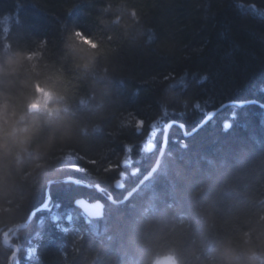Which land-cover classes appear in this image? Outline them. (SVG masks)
Here are the masks:
<instances>
[{"label":"trees","instance_id":"16d2710c","mask_svg":"<svg viewBox=\"0 0 264 264\" xmlns=\"http://www.w3.org/2000/svg\"><path fill=\"white\" fill-rule=\"evenodd\" d=\"M72 28L106 42L105 90L73 77V111L88 134L59 146L44 177L19 185L15 219H0V264L14 252L3 234L45 201L47 187L49 208L8 234L18 249L11 264H143L142 242L213 264L218 239L264 219V108L227 106L190 137L173 126L157 171L121 201L155 165L162 130L151 153L144 146L156 124L189 132L223 104L264 105V0H0V50H38L70 76L62 43ZM66 178L101 192L51 183ZM80 198L100 200L103 217L86 219ZM205 211L207 230L198 223Z\"/></svg>","mask_w":264,"mask_h":264},{"label":"clouds","instance_id":"9594fccd","mask_svg":"<svg viewBox=\"0 0 264 264\" xmlns=\"http://www.w3.org/2000/svg\"><path fill=\"white\" fill-rule=\"evenodd\" d=\"M129 14L135 15L132 10ZM121 21L120 15L112 19L113 24ZM62 48L72 76L55 68L38 50L20 46L0 50V219L5 223L17 215L19 185L44 177L59 146L88 134L73 111L74 79L89 82L97 91L105 90L102 80L106 74L100 63L107 53L103 39L72 28L64 35ZM101 107L98 104L93 112L98 114ZM91 130L98 131L99 125ZM212 221L213 214L205 211L198 223L207 230ZM158 223L171 227V221L163 217ZM140 248L143 264H186L177 245L154 248L142 242ZM211 256L213 264H264V219H254L245 228L222 236Z\"/></svg>","mask_w":264,"mask_h":264},{"label":"water","instance_id":"95a60500","mask_svg":"<svg viewBox=\"0 0 264 264\" xmlns=\"http://www.w3.org/2000/svg\"><path fill=\"white\" fill-rule=\"evenodd\" d=\"M255 103L258 104L261 108H264V105L259 104V103L255 102V101H246V102H239V103L232 102V103L223 104L222 106L218 107L217 109L210 111L205 116V118L193 130H191L189 132H186L185 131V127L181 123H178V122L173 121V120L170 121V122H168L163 127V135H162L161 148H160V151L158 153V156H157V159H156V162H155L154 167L147 174H145L142 177V179L137 184V186L134 187L129 192V194L125 196V198L121 202L127 200L129 198V196L132 195L157 170L158 165L160 163V160H161V158H162V156H163V154L165 152L166 146H167V140H168L169 131H170V129L173 126H176V127L180 128V130L183 132L184 137H190L195 132H197L198 129H200L206 123H208L215 115H217L223 109H225L227 106L243 107L245 105H251V104H255ZM152 148H153V145L151 143L148 144L147 151L148 152H151L152 151ZM59 182H63V183H73V184H77V185H80V186L85 187V188L96 189L97 191H100V188L98 186H91V185H88L85 182H82L80 180H76V179H73V178H66V179H63L61 181H55V182H51V183H59ZM116 185H117V187H120L121 182L119 181L118 183H116ZM110 200H111V198H110ZM49 202H50V198H49L48 187H47L45 201L38 208H36L35 210L32 211V213L30 214V216L28 217V219L25 222L19 224L18 226H14L13 228L7 230L3 234L2 239H3L4 246L5 247H8V248H13L14 246L12 244L7 243L5 241V236L8 235L9 233H12V235H14L15 232H17L19 230H22L25 227H27L28 224L33 219V217L35 216V214L37 212H39L40 210L44 209L49 204ZM75 206L81 210L82 215H84L85 217H87L90 220L101 219L103 217L104 206H103V204L100 201L89 202L88 200H85L83 198H80V199H78V200L75 201ZM17 255H18V251H17V249H15V251L13 252V254L9 258V263L8 264H11L12 261H13V259H16L17 258Z\"/></svg>","mask_w":264,"mask_h":264},{"label":"rangeland","instance_id":"374dc122","mask_svg":"<svg viewBox=\"0 0 264 264\" xmlns=\"http://www.w3.org/2000/svg\"><path fill=\"white\" fill-rule=\"evenodd\" d=\"M165 125V123H158V124H156L154 127H153V131L151 132V134L149 135V137L147 138V140H146V142H145V149H146V147H147V145L149 144V143H151L152 145H153V150L156 148V136H157V134L159 133V131H161L162 130V128H163V126ZM122 178H120V182L122 183ZM45 208H49V204L45 207ZM9 237H8V235H6L5 236V241L7 242V243H9Z\"/></svg>","mask_w":264,"mask_h":264},{"label":"bare ground","instance_id":"6f19581e","mask_svg":"<svg viewBox=\"0 0 264 264\" xmlns=\"http://www.w3.org/2000/svg\"><path fill=\"white\" fill-rule=\"evenodd\" d=\"M250 101H254V100H250ZM243 102H246V101H243ZM237 103H239V102H237ZM234 107H236V106H234ZM238 108H239V107H238ZM214 117H215V116H214ZM169 122H170V121H169ZM167 123H168V122H167ZM167 123H166V124H167ZM166 124H165V125H166ZM165 125H164V126H165ZM164 126H163V127H164ZM226 127H228V124H226ZM193 129H194V128H193ZM193 129H192V130H193ZM182 133H183V132H182ZM162 135H163V128H162ZM161 143H162V140H161ZM149 144H150V143H149ZM147 146H148V145H147ZM160 148H161V146H160ZM165 150H166V149H165ZM146 151H147V147H146ZM152 151H153V148H152ZM152 151H151V152H152ZM159 151H160V149H159ZM147 152H148V151H147ZM151 152H148V153H151ZM158 153H159V152H158ZM157 156H158V155H157ZM153 167H154V166H153ZM158 167H159V165H158ZM157 169H158V168H157ZM156 171H157V170H156ZM156 171H155V172H156ZM155 172H154V173H155ZM150 178H151V177H150ZM150 178H149V179H150ZM119 181H120V179H118V180L115 181V188H116V189H120V188L122 187V183H121L120 187H117L116 183H118ZM139 182H140V181H139ZM88 185H89V184H88ZM91 186H92V185H91ZM96 186H97V185H96ZM136 186H137V185H136ZM136 186H135V187H136ZM98 187H99V186H98ZM99 188H100V187H99ZM89 189H90V188H89ZM94 190H96V189H94ZM96 191H97V190H96ZM97 192H101V188H100V191H97ZM128 194H129V193H128ZM128 194H127V195H128ZM130 196H131V195H130ZM124 198H125V197H124ZM108 200H109L111 203H114V201L112 200V198H111V200H110V197H109ZM96 201H100V200H96ZM89 202H90V201H89ZM91 202H95V201H91ZM100 202H101V201H100ZM49 203H50V202H49ZM101 203H102V202H101ZM102 204H103V203H102ZM103 206H104V204H103ZM70 215H72V214H70ZM15 249H17V248H14V247H13V251H15ZM17 251H18V249H17Z\"/></svg>","mask_w":264,"mask_h":264}]
</instances>
